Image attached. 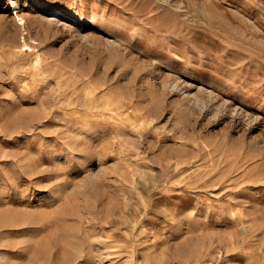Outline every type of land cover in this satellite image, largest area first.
I'll return each mask as SVG.
<instances>
[{
    "label": "rangeland",
    "instance_id": "374dc122",
    "mask_svg": "<svg viewBox=\"0 0 264 264\" xmlns=\"http://www.w3.org/2000/svg\"><path fill=\"white\" fill-rule=\"evenodd\" d=\"M0 264H264V0H0Z\"/></svg>",
    "mask_w": 264,
    "mask_h": 264
}]
</instances>
